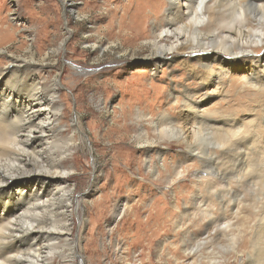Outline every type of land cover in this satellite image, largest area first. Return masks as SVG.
Masks as SVG:
<instances>
[{
	"label": "bare ground",
	"instance_id": "bare-ground-1",
	"mask_svg": "<svg viewBox=\"0 0 264 264\" xmlns=\"http://www.w3.org/2000/svg\"><path fill=\"white\" fill-rule=\"evenodd\" d=\"M115 9L118 13L110 18L118 16L116 35L122 44L140 40L152 44L148 59L154 73L163 66L182 69L188 76L202 72L197 76L201 83L192 88L177 83L181 78L173 79L182 91L171 90L170 101L157 119L150 111L137 109L135 113L143 164L156 178L152 183L164 181L169 194H175L173 203L178 208L187 188L175 182L195 180L190 202H181L185 208L176 225L181 256L175 262L230 264L226 256H231L235 264H264V127L260 131L258 125L245 128L242 117L217 115V100L224 94L223 82L231 71L243 70L252 88L264 90V0H128ZM156 15L159 18L152 21ZM112 19L104 26L110 31L116 30ZM12 65L9 71H0V264H86L85 253L97 255L100 250L94 233L84 248L81 234L74 236L75 211H80L70 173L79 134L84 133L81 121L77 118L65 124L56 83L36 71L25 74L28 65ZM236 81L229 80L227 88L231 90ZM131 101L121 104L124 108L115 119L119 145L125 142L127 125L118 124L126 120ZM194 144L217 149L198 152ZM176 145L182 149L176 154L178 159L161 149ZM89 194L92 191L86 197ZM248 203L259 215L251 247L243 250L235 224ZM137 205L122 199L115 202L106 226L111 237L118 233L113 223L122 215L137 216ZM191 217L194 227L202 224L200 230L190 227ZM153 231L147 233L149 250L159 238L158 230ZM225 236L227 245L219 242ZM115 239L110 240V247L126 263L124 245ZM167 245L175 243L170 238L159 241L161 248Z\"/></svg>",
	"mask_w": 264,
	"mask_h": 264
},
{
	"label": "rangeland",
	"instance_id": "rangeland-1",
	"mask_svg": "<svg viewBox=\"0 0 264 264\" xmlns=\"http://www.w3.org/2000/svg\"><path fill=\"white\" fill-rule=\"evenodd\" d=\"M127 1L0 0V29H7L0 31V71H9L13 63L30 66V69H24L25 74L36 71L39 77L57 84L62 94L65 124L70 125L77 118L81 121L84 133L79 134V148L73 153L76 158L72 161L74 169L70 173V186L75 192L80 211V214L78 210L75 211L77 227L74 236L81 234L80 242L84 248L89 235L94 233L97 237L96 248L101 251L92 255L93 252L85 253L82 250L86 264H177L175 259L181 255L178 249L180 234L176 225L185 208L182 203L191 199L195 180L192 177L194 182L188 178L175 182V186L187 188L181 191L185 196L177 202L178 208L173 203L175 194H169L164 181L152 183L156 178L143 164L145 156L137 138L135 113L137 109L150 111L156 118L166 109L171 90L175 87L182 91L173 84V79L178 81L181 78L177 83L192 88L201 83L197 76L202 75V72L188 76L182 69L173 70L163 66L154 73L148 59L152 50L149 41L122 44L116 35L118 28L115 22L118 16L115 15L114 20L110 15L115 11L118 13L115 8ZM16 16H19L18 21L15 20ZM157 16L152 21L155 17L159 18ZM111 19L116 28L114 31L104 27ZM195 63V60H191V64ZM231 77L237 81L229 90L227 86ZM247 81L243 70L229 73L223 82L224 94H220L217 100V115L233 114L239 120L242 117L246 119L245 128L258 125L260 131L264 127L260 112L264 90L252 88ZM152 86L156 87L155 92L150 91ZM130 99L131 104L126 107V120L118 124L127 125L125 142L119 145L115 119L122 113L124 105L121 104ZM202 145L194 144V147L203 153L217 149V146L205 144V148ZM161 149L169 156L173 155L174 159H178L176 154L182 150L177 145L174 148L162 146ZM199 157L201 159L202 155ZM155 159L157 163L158 157ZM171 162L169 159L167 163ZM124 163L128 167L122 166ZM159 163L162 164L161 161ZM90 191L92 194L86 197ZM119 199L127 200L133 206L138 204L135 206L138 214L119 217L112 226L118 233L114 232L111 237L106 226L111 220L113 205ZM247 199L250 200L249 197ZM100 200H104L102 205L93 207ZM254 209L248 203L241 209L242 214L235 224L239 241H244L243 250L251 247V239L255 234L253 224L259 214ZM192 218L190 227L200 230L202 224L198 222L197 227H194L195 218ZM153 230H158L159 238L157 236L158 240L149 250L145 245L148 244L146 238L147 233L151 234ZM115 236L124 245L126 263L110 247V240L113 238L115 241ZM166 238H170L175 245L161 248L159 241ZM219 242L227 245L228 237L221 238ZM226 257L230 264H235L231 256Z\"/></svg>",
	"mask_w": 264,
	"mask_h": 264
}]
</instances>
